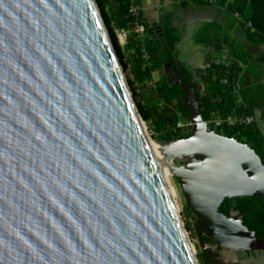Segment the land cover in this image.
I'll return each instance as SVG.
<instances>
[{
    "label": "water",
    "instance_id": "obj_1",
    "mask_svg": "<svg viewBox=\"0 0 264 264\" xmlns=\"http://www.w3.org/2000/svg\"><path fill=\"white\" fill-rule=\"evenodd\" d=\"M168 75L190 134L154 152L96 0H0V264H199L157 157L199 239L249 247L218 209L264 202V164L203 119L202 83Z\"/></svg>",
    "mask_w": 264,
    "mask_h": 264
},
{
    "label": "crops",
    "instance_id": "obj_2",
    "mask_svg": "<svg viewBox=\"0 0 264 264\" xmlns=\"http://www.w3.org/2000/svg\"><path fill=\"white\" fill-rule=\"evenodd\" d=\"M233 1L136 0L142 9L141 22L152 29L151 39L160 43L164 53L170 46L171 59L199 79L205 94L208 87L203 78L212 66L235 72L237 105L252 108L264 136V20L258 21L259 28L250 21L252 6L264 7V0L254 4L246 0L242 13L231 9ZM220 76L215 73L214 78Z\"/></svg>",
    "mask_w": 264,
    "mask_h": 264
},
{
    "label": "trees",
    "instance_id": "obj_3",
    "mask_svg": "<svg viewBox=\"0 0 264 264\" xmlns=\"http://www.w3.org/2000/svg\"><path fill=\"white\" fill-rule=\"evenodd\" d=\"M96 2L124 72L129 67L132 70L134 79L127 78V80L142 119L153 126L157 136L164 142L188 137L190 132L187 128H177L179 122H184L190 116L189 108L182 104L183 89L180 85L171 82L165 74V78L161 79L158 85L149 88L150 95L146 96L143 101H141L135 87V82L144 84L152 78L154 72L162 68L165 71V65L171 59L170 46L167 45L169 52L164 53L160 43L151 39L152 29L149 30L145 25V31H148L149 34V44L138 37L133 31L134 18L129 13L130 4L128 0H96ZM254 2H261V0H253V4ZM230 7L242 13L246 7V0H234ZM252 10L250 21L254 27L259 28L258 21L264 20V7L253 5ZM116 29H124L130 33L127 46L124 48L119 44ZM129 49L134 50L132 55L128 54ZM162 54L165 55V59L159 60L157 57ZM145 55L148 56V59H145ZM215 73L223 77L214 78ZM224 78L227 79V83H222ZM234 79L235 72L231 68L214 65L206 71L203 80L208 89L206 94L198 97L204 120L217 115H253L251 107L237 105V97L234 94ZM217 132L248 144L255 150L264 164V136L259 131L256 122L251 125L224 126L218 128ZM242 199L257 201V203L245 204L240 207L243 212H250L252 209H256L257 213L261 212L264 222V202L261 198L254 195ZM185 207L191 216L190 210L186 205Z\"/></svg>",
    "mask_w": 264,
    "mask_h": 264
},
{
    "label": "flooded vegetation",
    "instance_id": "obj_4",
    "mask_svg": "<svg viewBox=\"0 0 264 264\" xmlns=\"http://www.w3.org/2000/svg\"><path fill=\"white\" fill-rule=\"evenodd\" d=\"M169 61L172 63L171 66L168 68L165 67V74L168 78V71L178 68L179 73L183 75L184 83L193 80L195 86L200 82L197 77L192 78L189 72H186L178 66L173 59ZM172 75L174 76L176 73L173 72ZM171 82L174 83V81ZM201 96H203L202 93H200L198 97ZM177 164L181 165L182 163ZM252 203H257V201L254 199L247 201L242 198H230L224 200L218 209V211L227 218L240 221L249 231L253 232L254 238H251L249 247L240 251L218 246L205 234H202L199 239L194 232L195 218L190 212L193 224V236L196 239L199 249L198 257L201 264H264V222L262 220V214L261 212L257 213L256 209H252L250 212H243L240 207Z\"/></svg>",
    "mask_w": 264,
    "mask_h": 264
},
{
    "label": "rangeland",
    "instance_id": "obj_5",
    "mask_svg": "<svg viewBox=\"0 0 264 264\" xmlns=\"http://www.w3.org/2000/svg\"><path fill=\"white\" fill-rule=\"evenodd\" d=\"M116 30H118V29H116ZM148 36H149L148 31H145V33L142 35L141 39L144 40V41H147V43L149 44V40H148L149 37ZM128 39H129V35L127 37L126 43H123L122 44V42L119 41V44L123 48L126 47L127 46V43H128ZM133 53H134V50L133 49H129L128 50V54L132 55ZM157 58L159 60H163V59H165V55L164 54L158 55ZM145 59H148V56L147 55H145ZM124 74L126 76V79L127 78L134 79L133 73H132V70H131L130 67H129V69H127V71L124 72ZM164 78H165V71L162 68L161 70H159L157 72H154L153 75H152V78L148 82H146L144 84H140V83L135 82L136 91L138 92V94H139V96L141 98V101H143L146 96H149L150 95L149 88L158 85V83L161 81V79H164ZM145 126L147 128V132L150 135V137L153 140H155L157 143H159V145L162 146L163 144L166 143V142H164L162 139H160L157 136V134L155 133V130H154L153 126H151L150 124H148L146 122H145ZM170 181H171L173 187L176 190L177 197L175 199V204H176V207L178 209L180 218H181L182 222L184 223V226L186 228V232L188 233V236L190 238V241L192 242V244L196 248L197 259H198L199 264H201V261H200V259L198 257L199 256L198 255L199 249L197 247L196 239L193 236L192 218H191V216H189V214H188V212L186 210L185 201H184V198H183V194H182V192H181V190L179 188L178 182H177V180L171 174H170Z\"/></svg>",
    "mask_w": 264,
    "mask_h": 264
},
{
    "label": "built area",
    "instance_id": "obj_6",
    "mask_svg": "<svg viewBox=\"0 0 264 264\" xmlns=\"http://www.w3.org/2000/svg\"><path fill=\"white\" fill-rule=\"evenodd\" d=\"M129 1V13L134 18V26L133 31L138 35V37H142L145 33L144 24L141 22V6L136 2V0H128ZM196 2L205 3V4H213L215 0H195ZM117 37L120 42L126 43L127 37L129 35V31L124 29L116 30ZM224 83H227V79H223ZM207 124L215 129L221 127H234V126H241V125H251L252 123L256 122V118L254 115H238V114H228V115H217L212 116L208 120H205ZM187 126L184 122H179L177 124V128L183 129Z\"/></svg>",
    "mask_w": 264,
    "mask_h": 264
},
{
    "label": "bare ground",
    "instance_id": "obj_7",
    "mask_svg": "<svg viewBox=\"0 0 264 264\" xmlns=\"http://www.w3.org/2000/svg\"><path fill=\"white\" fill-rule=\"evenodd\" d=\"M147 136H148V139H149V142H150V145H151V148L153 149V151L158 152L161 148V145H159V143H157L155 140H153L150 137V135L148 134V132H147ZM157 163H158V166H159L161 173L164 177V180H165L166 184L168 185V188L170 190L172 198L175 201L177 195H176V190L170 181V174H171L170 169L168 168L166 162L160 157H157Z\"/></svg>",
    "mask_w": 264,
    "mask_h": 264
}]
</instances>
